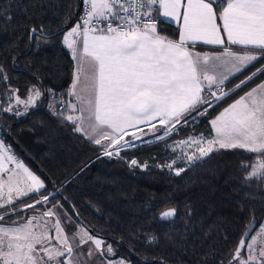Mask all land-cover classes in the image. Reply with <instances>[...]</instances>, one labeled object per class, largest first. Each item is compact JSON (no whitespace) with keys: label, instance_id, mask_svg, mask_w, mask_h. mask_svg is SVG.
I'll return each mask as SVG.
<instances>
[{"label":"snow or ice","instance_id":"1","mask_svg":"<svg viewBox=\"0 0 264 264\" xmlns=\"http://www.w3.org/2000/svg\"><path fill=\"white\" fill-rule=\"evenodd\" d=\"M157 3L165 17L180 24L178 40H169L157 33L151 17ZM83 4V14L63 37L75 61L69 95L76 103L69 101L60 114L70 109L66 119L74 125V131L99 145L106 156H118L120 151L133 147L130 141L123 144L121 141L129 129L133 133L142 131L137 127L141 124L154 128L155 121L162 125L163 131L155 138L166 140L178 131L177 125H187L189 120L200 116L208 117L209 109L242 89L258 74H264V67H260L240 80L234 89L223 90L222 86L231 76L264 57V0H83ZM70 22L71 17H67L66 23ZM38 31L42 29H30L32 35ZM222 33L229 45L240 49L224 47L212 54L197 48L201 44L223 46ZM3 71L0 67V75ZM16 91L13 89L12 95ZM27 91L26 99L16 95V104H23L25 109L42 95L35 85ZM11 110V107L4 109ZM210 123L214 138L205 141L194 134L180 141L179 146L195 145L201 157L219 149L240 148L256 153L259 158L246 179L264 180V82L224 107ZM134 139L140 137L134 136ZM0 150L6 151L2 142ZM182 154L188 160L194 157V153ZM5 160L22 169L27 186L21 188V181H14L17 174L12 173L7 177V196H0V264H88V258L94 255L98 257L96 264H125L124 257L109 259L115 256L113 245L93 236L80 221L76 222L79 231L66 233L62 219L68 222L71 216L59 211L61 206H47L50 197L44 182L14 155L5 157L2 151L0 172L11 171L4 168ZM130 164L136 165L137 161L133 159ZM181 171L177 169L176 174ZM29 193H36L29 198L34 203L21 200V205L33 210L39 205L42 216L27 217L21 222L20 206L13 201ZM176 214L177 209L170 207L160 213V219L170 220ZM45 217L54 219L45 220ZM254 228L253 221L228 264H233V260L238 264H264V225L257 235H251ZM50 232L55 236L50 238ZM155 239L152 237L148 243L151 245ZM89 242L90 246L84 249L83 245ZM242 251L246 256L241 255ZM143 264L149 262L145 260Z\"/></svg>","mask_w":264,"mask_h":264},{"label":"trees","instance_id":"2","mask_svg":"<svg viewBox=\"0 0 264 264\" xmlns=\"http://www.w3.org/2000/svg\"><path fill=\"white\" fill-rule=\"evenodd\" d=\"M83 5V0H0L1 142L43 178L47 206L59 202L92 235L113 245L114 258L124 257L131 264H228L248 226L255 222L253 233L264 220V180L246 179L258 154L239 148L214 150L178 164L183 171L177 175L157 165L169 154L161 141L106 156L74 131L66 117L49 110V92H66L72 80L73 60L62 37L78 21ZM31 28L42 32L32 35ZM156 29L162 37L178 39L173 24L159 19ZM260 67L264 57L225 81L223 90L234 89ZM263 79L258 74L209 109L208 117L189 120L166 140L187 134L211 138L210 119ZM33 85L42 95L20 112L16 95L26 98ZM8 107L12 110L4 111ZM133 159L136 165L130 164ZM34 195L13 201L20 206L21 222L43 210L21 205V200L34 203L29 199ZM170 207L177 209L176 216L162 221L160 213ZM152 237L156 239L150 245Z\"/></svg>","mask_w":264,"mask_h":264},{"label":"rangeland","instance_id":"3","mask_svg":"<svg viewBox=\"0 0 264 264\" xmlns=\"http://www.w3.org/2000/svg\"><path fill=\"white\" fill-rule=\"evenodd\" d=\"M27 98V97H26ZM24 98V99H26ZM23 100V99H22ZM38 102V99L36 100L35 104L36 105ZM34 105H31L29 106L28 108L34 106ZM20 112L22 111H26L27 109H25L24 105L23 104H20ZM155 127L154 128H151V127H146L145 125L144 126H141L139 127V129H142V131H136L135 133H133V131H128V135H126L124 137V140L121 141V144L124 143V141H130L132 144H133V147H130V148H126L125 150H129V149H132V148H135V147H138V146H142V145H145V144H148L146 143L145 141H151L150 143H154V142H160L161 141V144L165 145L167 150L169 151V154L167 157H164L163 160H159L157 162V165L158 166H161L165 169H168V170H171L173 172H176L177 169H180L178 168V164H186V163H189L191 161H194V160H197L196 157H199L201 158L200 156V153L198 151L195 150V145H190L188 147H181L179 146V142L182 141V140H185L187 137L193 135V134H187V135H184V136H181L177 139H173V140H159V139H156L155 137L156 136H159L160 133L163 131V126L158 124V123H155ZM185 126V125H184ZM179 127H182L181 125H177V129H179ZM178 132V131H177ZM145 133H147V135H145ZM176 133V132H175ZM155 134V136L153 135ZM174 134V133H173ZM134 136L136 137H140V139H134ZM197 136V135H196ZM197 137H202V136H197ZM169 138V137H168ZM204 140H208L210 138H205L203 137ZM176 146L175 147V150H173V146ZM99 146V145H97ZM100 147V146H99ZM101 148V147H100ZM101 151L103 152L102 148H101ZM124 151V150H122ZM120 151V152H122ZM183 153H186V154H192L194 153V157L192 160H188L186 158L185 155L182 154ZM203 157V156H202ZM21 163L29 169V171H31L34 175H36L38 178H40L43 182V178L38 175L36 172H34L30 167L29 165H25L24 162L21 161ZM169 165H171V167H169ZM15 167V164L13 165V168ZM11 173H16L18 175V177L20 176L18 174V169L15 168V171L13 172H9L8 174H6L4 177H3V180L0 181V183L2 184V188H3V192L4 194H2V196L6 197L7 196V192H8V185H7V177L8 175H10ZM18 179V178H17ZM21 181L20 183V187L23 188V187H26L27 185L24 183L25 179L22 177V179H19ZM15 181V180H14ZM27 183H30V181H28ZM45 184V182H44ZM30 194V193H29ZM13 197H15V192H13ZM24 197V196H23ZM21 198V197H20ZM16 199H14L15 201ZM52 205H58V206H61L59 208V211L61 212H66L67 211L65 210V208L59 203V202H56V203H53L51 204L50 206L48 207H51ZM42 212L43 210H41L39 213H33L31 214L29 217L31 216H37V217H40L42 216ZM45 220H52L54 218H47L45 217L44 218ZM77 221L71 217V220H69L68 222H65L63 219H62V226L64 227V230L66 233H71L73 231H79V227L77 226ZM261 225H264V220L262 221V223L255 229V231L252 233V235H257L258 233V230L260 228ZM37 231H40L42 229H36ZM55 236V233L54 232H50L49 233V237L52 238ZM95 236V235H93ZM98 237V236H97ZM100 238V237H99ZM249 242H250V237H249ZM53 243H55V240L53 239ZM91 242H89L88 244H84L83 245V248L84 249H87L89 246H90ZM93 248L95 247L94 245H91ZM37 247H39V245H37ZM242 256H246V252L243 251V253H241ZM97 256L94 255L93 257L91 258H88V264H96V260H97ZM109 259H114V260H118L119 258H114V257H109ZM234 261V260H233ZM125 264H128L126 261H125ZM234 264H238V261H234Z\"/></svg>","mask_w":264,"mask_h":264},{"label":"crops","instance_id":"4","mask_svg":"<svg viewBox=\"0 0 264 264\" xmlns=\"http://www.w3.org/2000/svg\"><path fill=\"white\" fill-rule=\"evenodd\" d=\"M225 6H226V4H225ZM156 9H159V11H156ZM181 11H183V9H181ZM153 15H155L157 18H159L160 20H162V21H164V22H167V23H170V24H173V25H175L177 28H178V39H179V34H180V24L179 23H177V21H175V20H173V19H171L170 17H165L164 15H163V9L162 8H159V4L157 3V5L154 7V9L152 10V12H151ZM217 23L218 24H220L221 22L218 20L217 21ZM75 24V23H74ZM73 24V25H74ZM72 25V26H73ZM71 26V27H72ZM71 27H69L68 29H70ZM64 34H66V31L63 33V37H64ZM222 35H224L223 33H222ZM63 37H62V43H63V46L70 52V54H71V51L67 48V46L64 44V42H63ZM177 39V40H178ZM224 39H225V44L223 45V46H212V45H197V48L198 49H203L204 51H209V52H211L212 54H217V53H219L220 51H222V49L224 48V47H229V48H231V49H233V50H239L240 49V46H237V45H229L228 44V42H227V38H226V35H224ZM233 47H236L237 49H234ZM71 57H72V54H71ZM72 60H73V58H72ZM74 72H75V61L73 60V76H74ZM237 74H239V73H237ZM237 74H235V75H237ZM234 75V76H235ZM73 76H72V80H71V83H70V85H69V87H68V90H67V94H68V97H69V101H71V102H73V103H76V100H75V98L74 97H72V96H70L69 95V92L71 91V87H72V83H73ZM233 76H231L230 78H232ZM229 78V79H230ZM261 82H264V79L262 80V81H260L258 84H256L255 86H253L252 88H254V87H257ZM251 88V89H252ZM251 89H249V90H251ZM248 90V91H249ZM246 93V92H245ZM244 93V94H245ZM243 94V95H244ZM243 95H241V96H243ZM239 98V97H238ZM237 98V99H238ZM232 102H234V101H232ZM232 102H230V103H232ZM229 103V104H230ZM228 104V105H229ZM228 105H226L225 107H227ZM223 109H221V111H222ZM70 109H67V114H66V116L67 115H69L70 114ZM76 115H79V112H77V113H75ZM219 113H217L216 115H218ZM87 115H88V113L87 112H85L84 113V116L85 117H87ZM215 115V116H216ZM215 117H213L212 119H214ZM153 123H156L155 121L153 122ZM141 126H144L143 124H141V125H138L137 127L139 128V127H141ZM210 127H211V123H210ZM128 131H131V129H129ZM211 132H212V136H211V138L210 139H212V138H214V136H215V132H214V130L211 128ZM84 136V135H83ZM85 137V136H84ZM87 139V138H86ZM88 140V139H87ZM0 142H1V140H0ZM4 148H5V150L6 151H4V150H0V151H2L3 152V155L6 157L8 154H11V155H13L10 151H9V149L7 148V147H5V145H4ZM240 149V148H239ZM15 157V156H14ZM15 159L16 160H18L16 157H15ZM18 161H20V160H18ZM21 162V161H20ZM13 165H14V163H12V162H8L7 160H5V163H4V168L5 169H9V170H11L10 172H13V171H15V167L13 168ZM26 165V164H25ZM9 172H0V181L1 180H3V177L6 175V174H8ZM12 174V173H11ZM18 174L20 175L19 177H18V175L17 176H15L14 177V180L15 179H22V177L26 180V176L24 175V173H23V171H22V169H18ZM0 185H2L1 183H0ZM4 190H3V188H2V190H0V196H2V194H4V192H3ZM17 200V199H16ZM241 253H243V252H241ZM235 261V260H234Z\"/></svg>","mask_w":264,"mask_h":264},{"label":"built area","instance_id":"5","mask_svg":"<svg viewBox=\"0 0 264 264\" xmlns=\"http://www.w3.org/2000/svg\"><path fill=\"white\" fill-rule=\"evenodd\" d=\"M83 12H84V5H83L82 10L80 12V15L78 17V20H79L80 16L83 14ZM151 17L154 19V22H155L156 27H157L159 24V19L155 15H153L152 13H151ZM47 101H48V108L52 114H54L55 116H57L59 118H65L66 117L67 110H64L62 115L60 114V110L65 109L66 105L69 102V97H68L67 91L63 92V93H56L54 91H50L48 94Z\"/></svg>","mask_w":264,"mask_h":264}]
</instances>
